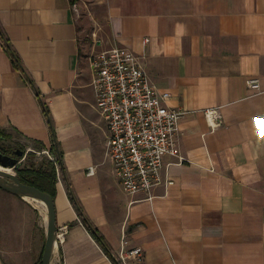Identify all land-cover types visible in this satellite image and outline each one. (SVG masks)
Instances as JSON below:
<instances>
[{
    "label": "crops",
    "instance_id": "crops-1",
    "mask_svg": "<svg viewBox=\"0 0 264 264\" xmlns=\"http://www.w3.org/2000/svg\"><path fill=\"white\" fill-rule=\"evenodd\" d=\"M113 46L138 58L165 107L183 113L179 158L165 156L161 173L173 185L151 200L123 191L107 155L89 56ZM261 116L264 0H0V130L60 155L62 264H114L123 237L143 252L128 264H264ZM0 264H9L1 250Z\"/></svg>",
    "mask_w": 264,
    "mask_h": 264
},
{
    "label": "built area",
    "instance_id": "built-area-1",
    "mask_svg": "<svg viewBox=\"0 0 264 264\" xmlns=\"http://www.w3.org/2000/svg\"><path fill=\"white\" fill-rule=\"evenodd\" d=\"M147 40H144V44ZM93 72L91 87L96 108L108 130L107 155L113 162L116 177L128 195L146 196L151 200L155 188L172 186L173 182L163 179L165 156L179 158L175 140L181 111L169 110L164 102L166 95H160L149 82L145 67L129 50L118 46L89 56ZM250 90L259 91L257 80L247 81ZM212 129L220 126L218 109L204 112ZM264 121V116L260 118ZM45 156L55 168L56 179L60 178L55 157L48 150L27 154ZM69 232L66 225L56 228V239L61 246ZM127 242L121 239L118 261L128 264L129 259L141 261L140 248L126 249Z\"/></svg>",
    "mask_w": 264,
    "mask_h": 264
},
{
    "label": "rangeland",
    "instance_id": "rangeland-1",
    "mask_svg": "<svg viewBox=\"0 0 264 264\" xmlns=\"http://www.w3.org/2000/svg\"><path fill=\"white\" fill-rule=\"evenodd\" d=\"M12 135L10 141L1 142L2 147L25 153L28 149L41 151L29 148L16 134ZM25 158H20L21 166L25 164ZM47 161L42 155L33 154L31 158L36 166ZM44 216L43 209L36 203L18 199L0 190V250L9 264H39V253L45 240ZM52 264H58L56 257Z\"/></svg>",
    "mask_w": 264,
    "mask_h": 264
},
{
    "label": "water",
    "instance_id": "water-1",
    "mask_svg": "<svg viewBox=\"0 0 264 264\" xmlns=\"http://www.w3.org/2000/svg\"><path fill=\"white\" fill-rule=\"evenodd\" d=\"M18 157L11 158L3 154V148L0 147V190L23 200L39 203L43 208L45 221V240L43 251L40 258V264H52L54 258H58L59 264H62L60 257V245L56 239V219L55 209L52 197L35 187L23 184L19 181L14 168L20 165L23 152H16Z\"/></svg>",
    "mask_w": 264,
    "mask_h": 264
},
{
    "label": "trees",
    "instance_id": "trees-1",
    "mask_svg": "<svg viewBox=\"0 0 264 264\" xmlns=\"http://www.w3.org/2000/svg\"><path fill=\"white\" fill-rule=\"evenodd\" d=\"M44 113L46 114V110H44ZM47 115V114H46ZM50 126V122L48 123ZM12 139L11 134H7L5 131L0 130V142H7ZM0 147H2L0 145ZM3 148V147H2ZM24 154V151H22ZM51 153V151H50ZM56 160L57 167L59 171H61L63 174V168L62 163L60 160V155H54L51 153ZM23 157V156H22ZM33 157V154H27L26 155V162L25 164L18 165L16 168H14V172L16 176L18 177L19 181L23 184L35 187L36 189L40 190L41 192L49 194L53 201L55 199V184H56V176H55V168L54 165L50 162H43L40 165L36 166L34 163L31 162V158ZM20 160V158H18ZM68 187V186H67ZM69 200L73 204V207L75 208L77 215L79 219L81 220L83 226L88 231L90 236L93 238V240L101 247V249L110 256L109 249L107 245L105 244L103 238L98 234L95 228H93L90 223L86 220V218L83 216L82 211L80 210L79 206L77 205L76 200L74 199L73 195L71 194L69 190ZM43 251V250H42ZM42 254V253H41ZM111 257V260L114 264H120L116 258ZM41 258V255H40ZM40 258L38 260V263L40 264Z\"/></svg>",
    "mask_w": 264,
    "mask_h": 264
},
{
    "label": "flooded vegetation",
    "instance_id": "flooded-vegetation-1",
    "mask_svg": "<svg viewBox=\"0 0 264 264\" xmlns=\"http://www.w3.org/2000/svg\"><path fill=\"white\" fill-rule=\"evenodd\" d=\"M16 152H18V151L17 150H8V149L3 147V154L7 155V156H9L11 158L16 159L18 157V154Z\"/></svg>",
    "mask_w": 264,
    "mask_h": 264
},
{
    "label": "bare ground",
    "instance_id": "bare-ground-1",
    "mask_svg": "<svg viewBox=\"0 0 264 264\" xmlns=\"http://www.w3.org/2000/svg\"><path fill=\"white\" fill-rule=\"evenodd\" d=\"M25 201H30V200H27V199H26ZM34 203H35V202H34ZM36 204H37L38 206H40L41 208H43L39 203H36ZM43 221H44V224H45V221H46V217H45V216H44V220H43Z\"/></svg>",
    "mask_w": 264,
    "mask_h": 264
}]
</instances>
